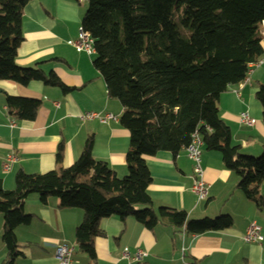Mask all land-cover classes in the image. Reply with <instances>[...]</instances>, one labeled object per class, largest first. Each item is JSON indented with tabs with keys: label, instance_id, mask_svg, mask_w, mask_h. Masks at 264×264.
Instances as JSON below:
<instances>
[{
	"label": "trees",
	"instance_id": "trees-1",
	"mask_svg": "<svg viewBox=\"0 0 264 264\" xmlns=\"http://www.w3.org/2000/svg\"><path fill=\"white\" fill-rule=\"evenodd\" d=\"M29 0H0V79L27 85L32 80L73 90L53 72L17 63L23 41L22 10ZM264 0H87L81 26L94 39L93 66L103 77L109 97L123 111L120 124L129 132L128 172L120 177L92 154L93 135L79 157L67 167L63 143L56 150L59 165L43 173L18 170L15 187L5 189L0 178L2 264H17L23 254L15 228L29 224L23 209L37 193L42 202L58 199L60 208H80L83 219L75 228L77 251L96 264L94 238L103 232L100 220L133 217L149 229L159 223L202 234L221 231L233 223L230 214L188 218L184 210L153 208L148 192L151 173L145 156L160 151L176 155L197 133L202 145L221 154L223 165L236 173L238 188L264 212V140L259 156L245 153L231 139L218 102L231 84L248 75L263 57L259 23ZM264 121V84L255 93ZM6 104L15 120H34L41 100L8 95Z\"/></svg>",
	"mask_w": 264,
	"mask_h": 264
},
{
	"label": "crops",
	"instance_id": "crops-1",
	"mask_svg": "<svg viewBox=\"0 0 264 264\" xmlns=\"http://www.w3.org/2000/svg\"><path fill=\"white\" fill-rule=\"evenodd\" d=\"M86 2L29 0L23 7L24 39L17 50V63L37 65L46 73L53 71L74 89L63 92L39 80L21 85L0 79V178L5 189L15 187L18 170L43 173L56 169L60 142L61 165L70 166L79 157L89 135H93L95 158L105 160L120 177L128 172L129 132L119 122L122 105L118 99L109 97L103 77L93 66L94 54L78 52L68 44L69 39L78 35ZM259 27L264 50V20ZM260 83L264 84V62L251 70L242 85H229L218 102L220 115L231 129L232 141L252 155L261 152L264 140L262 107L255 97ZM8 95L40 99L35 119L14 120L6 104ZM94 111L111 112L118 121L102 123L81 118L84 113ZM242 112L256 122L241 123ZM9 153L16 159L8 170H3L2 163ZM144 158L151 173L148 192L156 212L161 207L184 210L188 218L195 219L226 213L232 216L233 223L221 231L195 234L164 223L149 229L133 217L121 220L109 216L100 220L103 233L94 238L96 264H264V212L238 188V176L223 165L219 152L201 147L203 178L208 184V194L203 200H197L191 191L193 163L186 149L176 155L160 151ZM260 190L264 194V180ZM23 209L32 218L29 224L15 228L23 251L17 264H57L55 249L60 243L74 247L70 264H90L88 254L76 250L75 228L83 219L82 209L60 208L55 197L42 202L37 193L26 198ZM252 221L261 226L263 239L246 243L243 235ZM2 233L0 214V264L6 255ZM125 247L130 253L141 249L146 255L140 261L126 259Z\"/></svg>",
	"mask_w": 264,
	"mask_h": 264
},
{
	"label": "built area",
	"instance_id": "built-area-1",
	"mask_svg": "<svg viewBox=\"0 0 264 264\" xmlns=\"http://www.w3.org/2000/svg\"><path fill=\"white\" fill-rule=\"evenodd\" d=\"M68 44L73 46L78 52H85L88 55L95 53L94 39L88 31L83 29L82 26L79 28L77 37L74 39H69ZM262 62H264V56L260 58L255 64H251L250 67L254 65L257 66ZM251 70L252 69H249L248 75L240 82L241 85L247 81ZM54 104L58 106L59 102H54ZM81 118L87 120L97 119L102 123H106L111 120L118 121V117L111 112H86L81 116ZM239 120L241 123L248 125H252L256 122V120L250 117L246 112H242L240 114ZM201 147L202 141L199 135L194 133L191 142L185 148L187 156L192 160L193 163L191 191L195 194L197 200L205 199L208 194V184L203 178L204 173L201 165ZM15 159L16 158L14 154L9 153L2 163L3 170H8L11 163L14 162ZM262 239L263 236L261 235V226L256 221H252L246 228V231L243 235V240L246 243H251L260 242ZM73 252L74 247L67 243H60L57 245L55 249L57 264H70ZM145 255L146 252L141 249H137L134 253H130L127 247L123 249V257L133 261H140Z\"/></svg>",
	"mask_w": 264,
	"mask_h": 264
},
{
	"label": "rangeland",
	"instance_id": "rangeland-1",
	"mask_svg": "<svg viewBox=\"0 0 264 264\" xmlns=\"http://www.w3.org/2000/svg\"><path fill=\"white\" fill-rule=\"evenodd\" d=\"M87 3V2H86ZM86 7H87V5H86ZM259 154L260 153H257V154H255L254 156H259ZM216 216V215H215ZM211 218H214V216L213 217H211Z\"/></svg>",
	"mask_w": 264,
	"mask_h": 264
}]
</instances>
